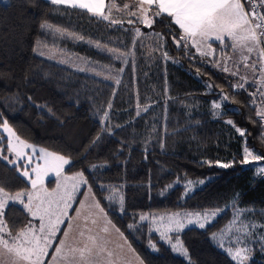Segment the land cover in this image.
<instances>
[{"label": "trees", "instance_id": "1", "mask_svg": "<svg viewBox=\"0 0 264 264\" xmlns=\"http://www.w3.org/2000/svg\"><path fill=\"white\" fill-rule=\"evenodd\" d=\"M116 2L123 5L125 0ZM44 20L53 25V30L79 33L118 51L129 44L128 31L109 27L80 9L54 6L46 0H11V7L0 4V125L6 120L26 142L69 157L73 166L70 170L67 166L66 173H85L109 219L137 255L150 259L151 264H188V260L173 255L146 224H137L139 214L227 206L205 229L187 228L181 236L191 264H235L210 242L209 235L225 224L236 194L237 207L249 210V216L264 225V173L257 174L250 164L241 163L245 141L264 160L263 127L256 122L250 102L252 85L245 87L247 91L233 89L234 76L206 64L194 53L193 60L185 57L173 43V36L166 34L170 32L169 17L160 18L151 28H140L143 34H164L163 50L171 59H155L152 64L140 58L141 68L132 67L130 61L123 68L88 45L71 44L73 51L87 59L118 68L119 84L103 81L33 52L37 40L40 47L53 41L52 36L40 33L39 25ZM171 30L179 35L175 25ZM220 57L216 53L213 58ZM208 84L212 85L210 93ZM224 94L229 99L213 109V102ZM106 111L110 116L108 131H102ZM229 120L235 126L227 123ZM153 122L156 127L151 134ZM237 128L244 131L243 136ZM98 136L102 138L94 144ZM0 150L6 156L7 140L1 131ZM217 161L232 166L222 168ZM92 165L100 167L88 171ZM18 175L7 160H0V180L11 194L25 185L30 188L23 177L16 179ZM205 178L209 180L186 199L182 198V187L174 184L182 179ZM101 184L120 188L124 214L109 205ZM169 185L174 187L168 189ZM6 219L13 234L29 221L17 205L9 207ZM129 225L135 228L130 230ZM149 240L157 243L158 253L151 252ZM248 264H264V254L261 256L256 248Z\"/></svg>", "mask_w": 264, "mask_h": 264}, {"label": "snow or ice", "instance_id": "2", "mask_svg": "<svg viewBox=\"0 0 264 264\" xmlns=\"http://www.w3.org/2000/svg\"><path fill=\"white\" fill-rule=\"evenodd\" d=\"M54 6L63 5L65 8L80 9L86 11L91 16H95L98 20L108 21L110 24H120L123 26L124 21L112 19V11L115 8L117 11H125L128 16L136 17L137 20L151 28L153 23L158 22L162 17L171 18L167 27L170 29L169 33L173 36V43H175L178 50H183L184 56L193 60L195 58L192 49H195V54L200 57H209L212 65L224 72H228L232 76L239 75V64L243 63L245 68H249L256 73L259 71L261 75L257 77V83L260 87L256 92H249L253 97L251 105L253 107L257 104V95L264 97V66L257 68L258 63L264 61V9L259 5L264 4V0H138L132 3H124L122 8L115 2V0H46ZM0 4L11 7V0H0ZM245 4H250L251 7L245 9ZM136 21L129 19L128 24H134ZM175 25L179 29V35L171 30V26ZM41 35L52 36L53 46L55 40L59 38L60 41L66 39H82L80 36H75L72 33H63L57 28L53 31V25L47 20H44L39 25ZM125 31H132V29H125ZM135 35L133 43H136V38L144 35L139 27L134 29ZM157 37L159 47L163 48L164 34L151 33ZM41 42L37 40L33 47V52L43 56L44 53L40 51ZM97 47L103 50L102 46L97 43ZM231 49L233 54L240 52L239 61L233 59L231 55L226 53ZM112 56L120 59L126 53H118L116 49L108 50ZM249 55H244V52ZM258 53L255 59L252 58V53ZM216 53H219L221 59L213 58ZM164 59H171L168 52H164ZM231 61V64L229 63ZM127 63V61H124ZM174 63H179V60H174ZM233 66L236 71H233ZM83 71V69H81ZM123 72V69H120ZM199 71V69H198ZM240 80L244 83H236L231 85L233 89H244L245 84H248V79L245 76H240ZM116 83L120 81L117 78ZM209 93L212 85H206ZM229 99L227 94L220 97L219 101L213 102V109L223 106V102ZM108 108H111L109 103ZM148 109L145 108L144 111ZM236 112L237 110H231ZM139 115V112L137 113ZM216 115V113H213ZM256 115L259 121L264 122V110L256 109ZM110 119L109 112H104V119L102 120V131H108V120ZM229 124L234 122L229 120ZM3 129L9 134L7 151L9 156L3 155V150H0V160H7L8 165H11L19 175L16 179L23 177L31 185L28 188L25 185L24 189L11 194L6 190L4 182L0 180V264H45L46 258L49 256V249L53 247L56 241L57 234L61 232V225L67 221V227L63 229V235L56 244L55 250L47 264H53L57 261L58 264H119V258L115 256L113 251L107 249L106 241L100 233H108L109 229H114L121 237L128 243L127 238L121 230L108 219V213L105 207L96 199V195L92 192V187L89 185L88 178L83 171L75 172L73 175H67L68 170L73 166L69 157L55 151H49L44 147H37L33 143H28L21 139L11 127L8 121L3 122ZM241 136L244 131L237 128ZM111 135V132L109 131ZM15 138V143L13 139ZM102 137L98 136L95 144ZM264 140V137H262ZM164 145L161 142V149ZM25 149H31L32 155L27 157V162L21 167L20 161L25 159L27 155ZM260 160L262 159L253 150L247 147L245 141L244 158L241 161L243 164L249 162V158ZM36 158L42 163H36L32 167L33 159ZM210 163V162H209ZM219 167L229 168L232 163L216 162ZM100 166L92 165L88 171H92ZM260 172H264V166L256 165ZM11 170V169H10ZM54 173L56 178H59L56 187L49 190L45 186V178L49 174ZM48 179V183H51ZM204 184L205 181H199ZM194 182L189 180L185 185V192L183 199L189 196V193L194 190ZM88 185L87 194H90L92 203L89 204L87 199L79 201V207L75 209V216L69 215V209L72 208L76 202L77 194L81 191V186ZM101 193L115 192V187H106L101 184ZM174 185H169L171 189ZM168 189H165L167 191ZM105 199L110 204L116 203L114 195H108ZM239 194L232 201L233 216L228 224L220 230L219 237L217 233L212 234V240L217 241L218 246L223 248L228 255L236 262V264H245L248 259L247 247H236L233 251L232 244L239 245L242 243V236H235L233 240L228 237L233 234V231L242 233L243 236H252L255 233L257 224L244 219L246 210L242 211L237 207ZM19 204L23 210L28 213L31 219L24 226V228L13 234L12 229L6 219V212L11 205ZM120 212L124 214V199L120 197ZM89 209V214L84 216L83 227L76 226V232L72 235L71 242L68 238L73 229L72 221L79 219L81 212L85 208ZM95 208L99 214L103 216L104 225L99 228L89 227V220L91 218V209ZM224 209L217 208L215 211H187L176 212L169 214L167 217H160L161 220L167 219L168 224L163 226V231L160 228L155 229L160 233V240L168 244L173 253L182 256L191 264V257L188 249L183 243L181 233L188 227H199L205 229L207 224L213 223L224 211ZM148 215H141L140 221H147ZM39 221L36 224L35 221ZM155 222L156 217H152ZM92 225H97L96 219H91ZM264 227V225H259ZM135 225H129V229L133 230ZM175 233V235H172ZM259 242V241H257ZM264 246V245H262ZM149 248L152 253H158L159 249L157 243L149 240ZM129 250L134 251L129 244ZM139 264H151L150 259L136 256Z\"/></svg>", "mask_w": 264, "mask_h": 264}, {"label": "rangeland", "instance_id": "3", "mask_svg": "<svg viewBox=\"0 0 264 264\" xmlns=\"http://www.w3.org/2000/svg\"><path fill=\"white\" fill-rule=\"evenodd\" d=\"M118 5L121 8L123 6L120 3ZM261 5H262V7H264L263 4H261ZM112 19H117V20L124 21L123 26H121L120 24L112 25L108 21H104V22H106L107 25L109 24V27H111V26L112 27H122L124 30L125 29H132V31H128V35L129 36L127 35V37H129V44L126 47V49L118 51L115 47L107 46L106 44H100L102 46V48H103V50H101L100 48L97 47V43L96 42L93 43V42H91L90 39L83 38L82 35H80L79 33L67 32V31H64V30H60L63 33H72L75 36H80V37H82V39L69 38V39H66V40H64L62 42V41L59 40V38H57L55 40V46H53V41L50 42V44H48V45L41 46L40 47V51L43 52L44 55L43 56H41L39 54L38 55L40 57L46 59V60H49V61L54 62V63H57V64H59L61 66H64V67L70 69V70H73V71H76V72H79V73H82V74H85V75H90V76H93V77L98 78L100 80L107 81V82H110V83H113V84H116V79H117L116 77H118V75H119L118 68L115 67L114 64H111V65L109 64V65L105 66V65L100 64L98 62L91 61L90 59H87L85 56L80 55V54L76 53L75 51H73L72 47L70 45L71 44H77V43L78 44L88 45L89 47H92L93 49H96L98 52L105 53L108 57L112 58V61L114 63H120L123 68L125 66H127V63L129 61H130L132 67L141 68V67H139L140 58H142L143 61H146V60H148L149 62L152 61L153 62L152 64H154L155 59L159 60L161 58H164V56H163L164 50H163V48L159 47L160 41H158L157 37H155L153 35L144 34V35L136 38V43L135 44L133 43V39H134V35H135L134 29L137 28V27L140 28L141 25L145 27V25L143 23L139 22L136 17H130V16L127 15V13L125 11H117L115 8H113ZM129 19L134 20L136 22L134 24H128L127 21ZM53 31H55V30H53ZM61 42L64 43V44L60 45ZM109 49H116L118 53L123 52V53H126L127 55L122 56L120 59H117V58H115V56L111 55V53L108 51ZM230 52H231V49H230ZM193 53L195 54V49H193ZM243 54L244 55H249L246 51ZM231 55H232L233 59H236V60L239 61V59H240V52L239 51H237V53H235V54H233L231 52ZM251 55H252V58L255 59L256 56L258 55V53L254 52ZM197 56H199V55H197ZM202 59L204 60V62L206 64H209V65L212 64L211 62H209L210 58L203 57ZM125 60L127 61V63L124 62ZM259 64H260V66H264V61H261ZM81 69H83V71H81ZM155 69H156V66H155ZM256 75H261V73L259 71H257L256 73H253L252 70H250L249 73H244V74H240L238 76H234V78L236 79L234 84H236V83L243 84L244 81L240 80V76H245V77H247L248 82H249L248 84H245V87L247 85L251 86V83L254 82V79H255ZM251 101H252V96H250V102ZM253 108H254V112H255V115H256V109L257 108H259L261 110H264V103H261L259 105L256 104V106L253 107ZM256 118L259 121V118L257 117V115H256ZM147 119H149V118H147ZM150 119H155V121H158L159 118L151 117ZM147 123H149V122H147ZM260 123L262 124L263 133H264V122H260ZM146 125H149V124H146ZM151 127H153V129L149 133L154 134L155 133V127H156L155 122H153ZM0 131L2 132L3 136L6 138L7 145H8L9 134L4 131L3 125H0ZM12 139H13V143H15V138L13 137ZM24 151H25V153L27 155L25 156L24 160L19 162L21 164V167H23V165L27 162V157L32 155L31 149H25ZM243 154H244V151H243ZM6 156H9L8 151L6 152ZM9 158L11 159L12 157L9 156ZM38 162L42 163V161H39L38 159L34 158L31 166L34 167L35 164L38 163ZM247 164H250L254 168V170H255V172L257 174H263L264 173V172H260L256 168V165L264 166V160L263 159L255 160V159H252L250 157L249 158V162ZM65 167L67 168V166H65ZM71 175H73V174H71ZM48 179H54L55 180V185H54V188H55L56 187V183H57L59 178H56L54 173H52V174H49V177L45 178V181L48 180ZM189 180L194 182V184H193L194 190L192 191V192H194L198 188L202 187L209 179L208 178L197 179V180L196 179H182L180 181L179 180L175 181L174 184H176L177 186L182 187V191H183L182 192V197L184 196L185 185H186L187 181H189ZM201 180H204L205 183L204 184H200L199 181H201ZM27 183H28V181H27ZM29 186L31 187L30 184H29ZM87 188H88V185L81 186V191H80V193L77 194L76 202H74L73 205H72V208L69 209V215L75 216V209L78 207V203H79L80 200L87 199L89 204L92 203L90 194H87ZM115 189H116L115 192H111V193L107 192L104 197H106L108 195H114L115 198H116V203L115 204H110L109 203V205L116 206V207H118V210H120L119 200H120V197H123V195L121 193L120 188H115ZM192 192H190L189 194H191ZM15 205H17V206L22 208V206L19 205V204H15ZM216 209L217 208H215V209H207V210L215 211ZM220 209H224V208H220ZM87 210H89V209L86 207L82 211H87ZM241 210L244 211L245 209H241ZM91 211H97L98 212V210H96L95 208H92ZM187 211H190V210H180V211H175V212L139 214L137 216V218H136V223L137 224H146L149 232L151 234H154L156 236V239L159 242L163 243L164 245H166V246H168L170 248V246L168 244H165L162 240H160V233L155 230L157 228H160L161 231H163L164 230L163 226L168 224L167 219L161 220L160 217H167L169 214H174L176 212H187ZM203 211H205V210H202V212ZM98 213L95 216H92L90 218L89 227L96 229V228H99V226L101 225L102 222H104L103 216L101 214H99V216H101V219L98 218ZM249 214H250L249 210H246L244 219L247 220V221L253 222V223L258 225V227L255 230L254 235H252V236H243L242 233H238V232L233 231V234L228 237L229 240H233L235 238V236H242V243L241 244H239V245L232 244L231 246L233 247V251H235L236 247H245V246L247 247V249H248V252H247L248 259L245 260V264H248L251 261V259L253 258L254 251H256V248L259 249V253H260L261 256L264 254V249H263L264 246H262V245H264V227H259V225H261V224L257 223L254 219H252L249 216ZM27 215H28V213H27ZM141 215H148L149 219L147 221H140V216ZM232 216H233V210L231 211V213H230L228 219L226 220L225 224L221 228H219L218 230L212 232L209 235V239H210V242L214 246H216L219 250L224 252L236 264V262L228 255V253L223 248L218 246L219 238H218L217 241H213L212 238H211L213 233H217L218 237H219L220 230L222 228H224L228 224V222L231 220ZM28 217H29V220H30L31 217L29 215H28ZM152 217H156L155 222H153ZM91 219H96L97 220V225H92L91 224ZM108 219H109V217H108ZM35 223L39 224V221L37 220V221H35ZM72 223H73V229H72V232H71V234H70V236L68 238L69 242H71L72 235H74L75 232H76L75 226L76 225L83 226V224H84V223H78L76 221V219H74L72 221ZM211 224L212 223L207 224L206 227L211 225ZM65 227H67V221H65L64 225H61V229L62 230H61L60 233L57 234V238H56V241L53 244V247L51 249H49V256H48V258H46L45 264H47V260L52 256V254H53V252L55 250L56 244L59 243V240H60L61 236L63 235V229ZM188 228H193V227H188ZM194 228L200 229L198 226L194 227ZM117 235H118V237L121 238V235L119 233H117ZM172 235H175V233H173ZM108 241H106V244L108 245V247L114 248L116 251H119V250L122 251L121 250V245H119L117 242H115V245H114V244H109ZM257 241H260L261 244L259 245ZM124 242H125V240H124ZM170 250H171V248H170ZM123 252H125V251H122V253ZM171 252H172V250H171ZM172 254L177 256V257H179V258H181V259H183V260L187 261V259L182 257V256H179V255H177V254H175L173 252H172ZM115 256H116V254H115ZM122 257H123V259H120L119 263L123 260L122 262L124 264H139V262L135 261L134 258H128V260H127V258H124V255ZM56 264H58V262Z\"/></svg>", "mask_w": 264, "mask_h": 264}, {"label": "crops", "instance_id": "4", "mask_svg": "<svg viewBox=\"0 0 264 264\" xmlns=\"http://www.w3.org/2000/svg\"><path fill=\"white\" fill-rule=\"evenodd\" d=\"M115 2H116V0H115ZM133 2V0H125V3H132ZM135 2H138V0H135ZM264 5V4H263ZM226 55H231V52L229 51L228 53H226ZM232 56V55H231ZM221 58V57H220ZM236 60V59H235ZM238 61V60H237ZM230 64H231V61L229 62ZM259 67H261L260 66V64L258 63V65H257V68L259 69ZM232 70L233 71H236V67L235 66H233V68H232ZM251 69H249V68H245L244 66H243V63H240L239 64V75L240 74H244V73H249V71H250ZM253 72V71H252ZM228 73V72H227ZM229 74V73H228ZM253 83V82H252ZM252 83H251V85H252ZM252 91V90H251ZM65 174H67V173H65ZM68 175H71V174H68ZM53 180V181H52ZM51 183H48V180H46L45 181V186L49 189V190H51V189H53L54 188V185H55V180L54 179H51ZM78 207H79V203H78ZM91 213H92V215H91V217L92 216H95L98 212L97 211H91ZM89 214V210H87V211H82L81 212V216H80V218L79 219H76V221L78 222V223H84V216L85 215H88ZM98 218H100L101 219V216H99V213H98ZM104 225V222H102L101 223V225L99 226V227H102ZM77 226V225H76ZM76 226H75V229H76ZM81 227H83V226H81ZM100 235L103 237V239L105 240V241H108V243L109 244H114L115 245V242H117L119 245H121V250L122 251H125V252H123L122 253V251H116L114 248H111V247H108V245L106 244V246H107V249L108 250H110V251H113L114 252V254H116V256L119 258V260L120 259H123V255H124V258H127V260H128V258H134V260L135 261H137V259H136V256H137V253L135 252V251H130L129 250V243H125L124 242V239L122 238H120V237H118V235H117V233H116V231L114 230V229H109V232L108 233H100ZM59 237V236H58ZM62 237V236H61ZM51 258V257H50ZM49 258V259H50ZM123 261V260H122ZM120 262L119 264H124L123 262ZM57 263V261H53V264H56Z\"/></svg>", "mask_w": 264, "mask_h": 264}, {"label": "built area", "instance_id": "5", "mask_svg": "<svg viewBox=\"0 0 264 264\" xmlns=\"http://www.w3.org/2000/svg\"><path fill=\"white\" fill-rule=\"evenodd\" d=\"M242 3H243V0H242ZM251 5L250 4H245V9L247 10L248 8H250ZM259 7L261 8V6L259 5ZM262 9V8H261ZM261 47H264V45H261ZM260 75H256L255 76V79H254V82L252 83V91L251 92H256L257 91V88L260 87V85L257 83V77H259ZM261 90H264V89H261ZM253 99V97H252ZM257 99V104H261V103H264V97H261L259 96V94L257 95L256 97Z\"/></svg>", "mask_w": 264, "mask_h": 264}]
</instances>
